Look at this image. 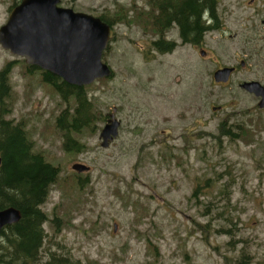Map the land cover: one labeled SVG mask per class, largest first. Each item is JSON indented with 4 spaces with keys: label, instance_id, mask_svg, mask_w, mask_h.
I'll use <instances>...</instances> for the list:
<instances>
[{
    "label": "rangeland",
    "instance_id": "obj_1",
    "mask_svg": "<svg viewBox=\"0 0 264 264\" xmlns=\"http://www.w3.org/2000/svg\"><path fill=\"white\" fill-rule=\"evenodd\" d=\"M14 1L0 0V26ZM60 4L112 21L103 61L113 76L87 89L104 117L96 131L76 135L80 152L62 148L54 125L64 102L0 45V68L16 62L8 118L26 120L34 149L61 170L43 205L59 222L45 223L47 237L82 264H264V109L239 86L264 82V0H219L225 35L207 32L205 59L199 48L182 46L175 29L173 52L152 49L158 36L146 0ZM239 59L245 66L214 84L215 67ZM113 107L119 133L102 147L99 133ZM222 123L237 135H222ZM77 162L89 169L75 172ZM47 237L44 258L59 249Z\"/></svg>",
    "mask_w": 264,
    "mask_h": 264
},
{
    "label": "trees",
    "instance_id": "obj_2",
    "mask_svg": "<svg viewBox=\"0 0 264 264\" xmlns=\"http://www.w3.org/2000/svg\"><path fill=\"white\" fill-rule=\"evenodd\" d=\"M218 1L146 0L151 31L159 39L151 42L152 49L163 52L166 43L170 44L168 51L175 48V42L163 41L171 23L177 25L183 43L199 44L204 33L218 27ZM18 2L15 0L12 6ZM100 17L112 26L110 19L103 15ZM15 63L9 60L0 68V209L14 207L20 211V218L0 230V264H82L80 259L62 253L60 243L47 237L45 223L50 222L58 228L59 222L56 214L49 219L43 205L51 186L60 180L61 170L43 151L34 149L35 143L28 134L26 120L8 118L13 109L10 73ZM24 68L28 75L37 72L40 80L49 85L64 102V107L55 116L54 125L61 133L62 148L68 153L80 152L84 145L76 135H81L85 130L96 131L104 117L97 114L87 90L88 85L70 84L35 65L24 64ZM221 129L223 134L232 135L224 123ZM86 179L77 178L76 183L83 185L88 181ZM46 237L59 249L49 250L44 258L42 252Z\"/></svg>",
    "mask_w": 264,
    "mask_h": 264
},
{
    "label": "water",
    "instance_id": "obj_3",
    "mask_svg": "<svg viewBox=\"0 0 264 264\" xmlns=\"http://www.w3.org/2000/svg\"><path fill=\"white\" fill-rule=\"evenodd\" d=\"M60 0H21L0 26V45L20 56L28 65H35L61 77L64 81L83 86L94 80L110 77L111 67L102 60L109 46L111 26L99 16L58 5ZM204 54V52H202ZM233 68L226 66L213 74L216 82H226ZM241 87L260 96L264 106V85L244 81ZM113 112L100 131L101 145L107 147L117 137L120 121ZM1 166V157H0ZM77 172L89 167L77 162ZM20 218L14 207L0 209V230Z\"/></svg>",
    "mask_w": 264,
    "mask_h": 264
},
{
    "label": "flooded vegetation",
    "instance_id": "obj_4",
    "mask_svg": "<svg viewBox=\"0 0 264 264\" xmlns=\"http://www.w3.org/2000/svg\"><path fill=\"white\" fill-rule=\"evenodd\" d=\"M59 6L60 7H63V8H71V7H68V6H64V5H62V4H60L59 3ZM73 9V8H72ZM218 9H219V1H218V5H217V21H218V27L216 28V29H213V30H210V31H216L217 33H219V32H221L220 34H222L223 36L225 35L224 34V30H225V27H224V24H223V22H222V18H221V16H220V14H219V12H218ZM171 28L169 29V30H167L166 32H165V34H164V37H163V41L164 42H175L176 44H177V42H176V40H172V38H171V36H170V38L168 37V35H170V33H171V30H173V29H175L176 31L174 32L175 33V35L177 36V38H178V40H179V42H180V44L182 45V46H187V47H189L191 50H193V49H196V48H199L200 50H199V53H200V55H201V57H202V59H205V58H208V56H206L205 54H206V50L204 49V47H203V45H204V43H205V41H204V36L207 34V32H209V31H207L206 33H204V35H203V39H202V41L199 43V44H191V43H183V40H182V37H181V35H180V31L178 30V27H177V25L176 24H174V23H171ZM155 40V39H154ZM156 40L157 41H159V39H158V37L156 38ZM178 45V44H177ZM177 45L175 46V48L177 47ZM170 46V44H168L167 45V43H166V45L164 46V48H166V50L165 51H163V52H159V51H156L158 54H161V55H166V54H170L171 52H173L174 50H175V48L174 49H171V50H169L168 51V47ZM202 52H204V54H202ZM245 63H246V60L245 59H239V63L238 64H232V65H223V64H218L216 67H215V69L212 71V76H213V74H214V72L216 71V70H218V69H220V68H223V67H225V66H229V67H232L233 68V70H232V72H231V75H230V77H229V80H230V78H231V76H233V74L234 73H236L237 71H238V69L240 68V67H242V66H245ZM228 80V81H229ZM228 81L227 82H215V80L213 79V82H214V84H216V85H225V84H227L228 83ZM244 81H258V82H260L259 80H244ZM243 82V81H242ZM242 82H239V86H240V84L242 83ZM261 83V82H260ZM262 85H264V82H262L261 83ZM241 89H243V88H241ZM244 90V89H243ZM245 92H247V93H250V92H248V91H246V90H244ZM254 97H255V100H256V105H255V107H258V109H260V110H263L264 109V106H260L259 105V102H260V100H261V98L259 97V96H256L255 94H253V93H251ZM216 107H218L219 109H220V106H212V108L214 109V108H216ZM248 110H251V107H249V108H247ZM227 116H228V120H226L227 122L229 121V124L231 123L232 124V117L229 119V117H230V114H227ZM108 117H109V114H108V116H107V118H106V122H107V120H108ZM241 124V123H240ZM240 124H238L237 125V127H238V130H242V127L243 126H241ZM226 128V130H230V133L229 134H232V135H227V134H223V129H221V134L222 135H226V136H230V137H235L237 134L235 133V132H233L232 130H231V128H230V126L229 127H225Z\"/></svg>",
    "mask_w": 264,
    "mask_h": 264
}]
</instances>
